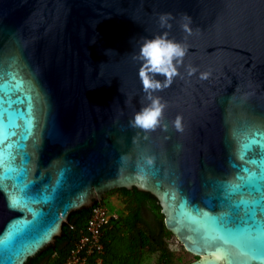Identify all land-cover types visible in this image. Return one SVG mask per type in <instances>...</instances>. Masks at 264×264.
Listing matches in <instances>:
<instances>
[{
  "label": "water",
  "instance_id": "1",
  "mask_svg": "<svg viewBox=\"0 0 264 264\" xmlns=\"http://www.w3.org/2000/svg\"><path fill=\"white\" fill-rule=\"evenodd\" d=\"M164 32L188 51L172 84L153 93L167 128L145 131L130 124L149 103L134 57ZM0 84L15 168L0 189V264H25L71 212L120 187L158 199L167 229L196 256L189 264H217V253L264 264V236L246 225L227 246L206 239L209 217L230 211L221 189L240 172L233 165L260 157L259 146L239 153L264 132V0H0Z\"/></svg>",
  "mask_w": 264,
  "mask_h": 264
},
{
  "label": "trees",
  "instance_id": "2",
  "mask_svg": "<svg viewBox=\"0 0 264 264\" xmlns=\"http://www.w3.org/2000/svg\"><path fill=\"white\" fill-rule=\"evenodd\" d=\"M118 192L123 196L125 213L114 220L104 231V264H141L147 254H157L156 264H177L168 240L175 235L167 229L165 217L158 199L150 192L120 187L108 193ZM105 204V198L95 204ZM148 210L149 217L145 216ZM91 207L77 209L70 213L63 224L62 234L54 244L44 247L30 257L25 264H64L85 227ZM125 233L122 254L115 250V239Z\"/></svg>",
  "mask_w": 264,
  "mask_h": 264
},
{
  "label": "snow or ice",
  "instance_id": "3",
  "mask_svg": "<svg viewBox=\"0 0 264 264\" xmlns=\"http://www.w3.org/2000/svg\"><path fill=\"white\" fill-rule=\"evenodd\" d=\"M4 87L5 84H0V89ZM32 119L30 117L26 128L28 134L32 127ZM9 123L12 128L20 127L14 121ZM6 132L7 129L0 120V189L6 187L2 181L11 179L15 173V168L10 163L11 155L8 152L11 146L4 143ZM11 135H16L15 131ZM256 135L259 139L250 138L241 145L239 156L243 160L253 146H259L260 157L249 159L242 166L233 165V167H239L240 172L234 181L223 183L221 189L223 192L221 200L229 205L230 211L223 216L209 217L216 225L214 231L206 236L209 243L227 246L234 233L245 225L258 236H264V132H258ZM24 138L26 139L27 136ZM249 165H257V167L251 168ZM23 187L21 185V188ZM15 203L16 197H12L11 204L14 206ZM256 238L251 237L250 243Z\"/></svg>",
  "mask_w": 264,
  "mask_h": 264
},
{
  "label": "clouds",
  "instance_id": "4",
  "mask_svg": "<svg viewBox=\"0 0 264 264\" xmlns=\"http://www.w3.org/2000/svg\"><path fill=\"white\" fill-rule=\"evenodd\" d=\"M171 18L172 15L170 13H162L159 17L161 27L170 28ZM184 18L188 22L184 23L182 27L190 34L192 32L191 17L185 14ZM187 51L188 48L183 42L170 39L167 32L150 39H144L138 54L134 58L140 61L141 66L138 75L149 103L135 113L130 121L133 127L145 131L154 130L160 126L167 128V124H164L162 120L166 102L161 97L153 95V93L172 84L173 78L179 75V69ZM194 72H196V68H188L189 75ZM158 75L163 77V79H158ZM201 76L206 78L208 73H202ZM173 123L177 130H181L180 117H177ZM148 162H152L151 157L148 158ZM213 259L217 264H229L227 257L220 253L215 254Z\"/></svg>",
  "mask_w": 264,
  "mask_h": 264
},
{
  "label": "built area",
  "instance_id": "5",
  "mask_svg": "<svg viewBox=\"0 0 264 264\" xmlns=\"http://www.w3.org/2000/svg\"><path fill=\"white\" fill-rule=\"evenodd\" d=\"M91 208L90 217L64 264H104V231L120 214L103 203L94 204Z\"/></svg>",
  "mask_w": 264,
  "mask_h": 264
},
{
  "label": "rangeland",
  "instance_id": "6",
  "mask_svg": "<svg viewBox=\"0 0 264 264\" xmlns=\"http://www.w3.org/2000/svg\"><path fill=\"white\" fill-rule=\"evenodd\" d=\"M110 192V191H108ZM104 194L105 204L112 211H117L120 215L125 213V204L123 202V196L118 192H112ZM125 233H121L117 239H115V250L118 254H122L123 241L122 239L125 237ZM168 244L172 252L174 253V260L177 264H189L193 261L196 256L190 252H188L183 244L178 241L176 237L168 240ZM157 254H147L144 256L141 264H156Z\"/></svg>",
  "mask_w": 264,
  "mask_h": 264
},
{
  "label": "flooded vegetation",
  "instance_id": "7",
  "mask_svg": "<svg viewBox=\"0 0 264 264\" xmlns=\"http://www.w3.org/2000/svg\"><path fill=\"white\" fill-rule=\"evenodd\" d=\"M145 216L146 217H149V213H148V210L147 209L145 210Z\"/></svg>",
  "mask_w": 264,
  "mask_h": 264
}]
</instances>
